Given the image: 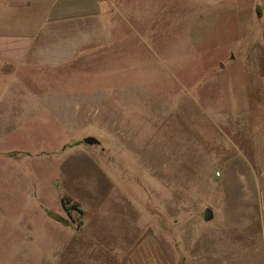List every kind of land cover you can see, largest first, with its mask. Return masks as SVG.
Returning a JSON list of instances; mask_svg holds the SVG:
<instances>
[{
  "label": "rangeland",
  "instance_id": "1",
  "mask_svg": "<svg viewBox=\"0 0 264 264\" xmlns=\"http://www.w3.org/2000/svg\"><path fill=\"white\" fill-rule=\"evenodd\" d=\"M258 22L264 0H105L69 22L61 62L23 70L30 95L0 106V264H106L100 240L141 233L138 203L140 228L200 252L251 161L237 108L264 101Z\"/></svg>",
  "mask_w": 264,
  "mask_h": 264
},
{
  "label": "crops",
  "instance_id": "2",
  "mask_svg": "<svg viewBox=\"0 0 264 264\" xmlns=\"http://www.w3.org/2000/svg\"><path fill=\"white\" fill-rule=\"evenodd\" d=\"M104 1L0 0V106L5 104L8 94L12 99L7 103L9 105H17L20 94L30 95L27 88L20 89L19 74L23 70H45V65L61 62L59 58L54 61L53 53L68 45L63 30L66 31L69 22L100 16ZM261 13L262 10L258 16ZM255 32V40L245 48H256L257 54L253 52L250 56L248 51L245 58L247 67L252 66L262 80L261 94L264 95V36L259 22ZM261 101L255 106L257 115L254 118L250 117L246 106L237 108L239 128L246 134L251 161L247 171L240 173L242 178L238 180L236 198L225 200L220 209L221 226L215 235L212 233L204 241L200 252L191 245L184 251L173 236L167 237L168 244L164 245L155 231L146 229L147 225L140 228L143 221L149 224L150 220L147 218L148 206L145 205L144 220L143 210L138 211L143 204L138 203L137 210H131L134 215L125 214L124 218H128L132 227L141 233L136 236L121 234L120 238H124L121 242L100 240V248L104 249L100 254L111 256L106 264H264V101ZM27 109L33 108L28 106ZM114 188L104 184L96 186L106 196ZM61 209L65 210L63 204ZM212 219L214 214L209 220ZM55 225L60 226L57 221ZM81 248H72L73 254Z\"/></svg>",
  "mask_w": 264,
  "mask_h": 264
},
{
  "label": "water",
  "instance_id": "3",
  "mask_svg": "<svg viewBox=\"0 0 264 264\" xmlns=\"http://www.w3.org/2000/svg\"><path fill=\"white\" fill-rule=\"evenodd\" d=\"M83 141L87 144H97L98 143V140L93 136H87L83 139ZM211 218H212V211L209 208L205 209L203 212V219L209 220Z\"/></svg>",
  "mask_w": 264,
  "mask_h": 264
},
{
  "label": "trees",
  "instance_id": "4",
  "mask_svg": "<svg viewBox=\"0 0 264 264\" xmlns=\"http://www.w3.org/2000/svg\"><path fill=\"white\" fill-rule=\"evenodd\" d=\"M65 201H68L66 198H62V204L65 205ZM71 206L77 207V204L73 203ZM61 220V219H60Z\"/></svg>",
  "mask_w": 264,
  "mask_h": 264
}]
</instances>
